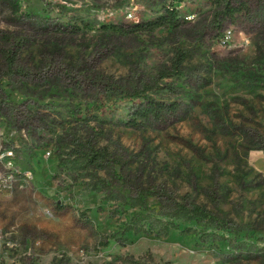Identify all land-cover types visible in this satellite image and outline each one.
<instances>
[{
	"label": "rangeland",
	"instance_id": "374dc122",
	"mask_svg": "<svg viewBox=\"0 0 264 264\" xmlns=\"http://www.w3.org/2000/svg\"><path fill=\"white\" fill-rule=\"evenodd\" d=\"M1 49L0 264H264V0H0Z\"/></svg>",
	"mask_w": 264,
	"mask_h": 264
},
{
	"label": "trees",
	"instance_id": "16d2710c",
	"mask_svg": "<svg viewBox=\"0 0 264 264\" xmlns=\"http://www.w3.org/2000/svg\"><path fill=\"white\" fill-rule=\"evenodd\" d=\"M165 10H166L165 13L158 15L152 20L146 21L144 24L147 26V28H154V27L165 26V25L173 26V27L177 26L178 25L177 10L170 6H167ZM230 11H233L232 7L230 8ZM230 15H233V13H230ZM140 25L141 24H134V26L136 27ZM59 44H60V41H57L54 39L50 41V45L52 47L57 48ZM0 54L4 56V59L6 63L8 64V66L9 65L11 66L12 61L11 59L9 60L10 58L9 54L7 53L5 54L3 49H1ZM183 60H184V53L179 52L174 62L175 66H180ZM132 96L138 97L140 96V94L133 93ZM144 98L146 99L145 102L147 106L142 110L141 114L145 116H148L151 114L158 116L164 112V109H169V110L171 109L170 108L171 104H165L161 101L153 100L152 98L148 96H145ZM172 108H175V105L172 104ZM96 155H98V153H96ZM145 209L142 208V210H137L133 213L130 220L125 223V228H124L125 231H133L134 233H137L139 231L140 222H142V219H144L148 215L144 211ZM212 218H213L212 215L209 213L208 209H206L204 205L193 203L192 207L186 210V213L184 214V217L182 219L183 221H187V222H190V221L200 222L203 219L210 220ZM165 229L167 233L172 229H179V223L175 221H170L169 224H166ZM189 230H190L189 228L183 229V231H189ZM150 232H151L150 230L147 231V233H150ZM201 233H202L201 236H203L204 231H202Z\"/></svg>",
	"mask_w": 264,
	"mask_h": 264
},
{
	"label": "built area",
	"instance_id": "2783aa9c",
	"mask_svg": "<svg viewBox=\"0 0 264 264\" xmlns=\"http://www.w3.org/2000/svg\"><path fill=\"white\" fill-rule=\"evenodd\" d=\"M130 15H131V14H129V16H130ZM130 17H131V16H130ZM228 37H229L228 35H225V36H224V39H223V42H225V41L228 39Z\"/></svg>",
	"mask_w": 264,
	"mask_h": 264
}]
</instances>
